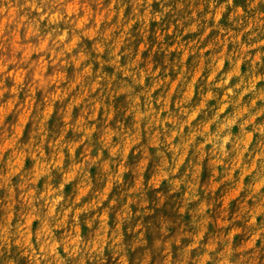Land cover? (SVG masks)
<instances>
[{"label":"clouds","instance_id":"9594fccd","mask_svg":"<svg viewBox=\"0 0 264 264\" xmlns=\"http://www.w3.org/2000/svg\"><path fill=\"white\" fill-rule=\"evenodd\" d=\"M0 264H264V0H0Z\"/></svg>","mask_w":264,"mask_h":264}]
</instances>
